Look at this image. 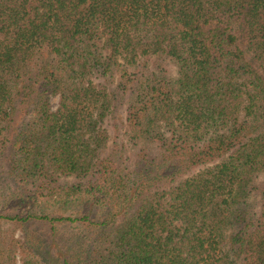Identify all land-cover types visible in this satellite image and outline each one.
Wrapping results in <instances>:
<instances>
[{"label": "trees", "instance_id": "trees-1", "mask_svg": "<svg viewBox=\"0 0 264 264\" xmlns=\"http://www.w3.org/2000/svg\"><path fill=\"white\" fill-rule=\"evenodd\" d=\"M115 72L134 162L107 151L115 96L91 80ZM0 165L36 190L0 202L25 234H0V264H264V0H0Z\"/></svg>", "mask_w": 264, "mask_h": 264}, {"label": "rangeland", "instance_id": "rangeland-1", "mask_svg": "<svg viewBox=\"0 0 264 264\" xmlns=\"http://www.w3.org/2000/svg\"><path fill=\"white\" fill-rule=\"evenodd\" d=\"M237 30V29H234ZM244 46V43L240 44ZM148 68L150 71L158 74L159 76H166L171 80H175L177 77V67L176 65L166 58H161L159 60H154L148 63ZM92 83L94 86L98 85L99 87H106L109 88L110 93H114L115 99H113L112 106L107 113L106 117L102 122L103 129L106 130L107 135V151L115 152L119 155L122 153L125 155V158H129L130 162L137 161V150L132 144L128 141V137L126 135V128H125V117H126V109L128 107L130 101V90L129 92L123 93L120 88V78L118 72L113 74V77H104L103 75L95 74L91 77ZM130 88V86H129ZM59 97L55 96L51 98V105L52 109L56 110L58 107ZM120 152V153H119ZM158 153L155 149L151 151V156H157ZM129 162V161H128ZM7 166L0 165V202L6 203L11 198V194L14 192L23 193L27 189L28 193L36 194V190L32 187V185H28V188H20L22 185L18 182L16 177L13 175L11 176L7 172ZM197 170V169H196ZM194 170L193 173L196 172ZM190 175H193L190 173ZM187 175H183L180 179L185 178ZM180 181V180H179ZM178 181V182H179ZM68 181H64V184L67 185ZM75 182V180H73ZM177 182V183H178ZM176 183H173L175 185ZM257 186L264 184V173L260 174L259 177L256 179ZM17 201V200H15ZM248 206L252 209V212H257L260 208V197L256 196V194H252L250 198H248ZM22 207H26V209L37 211H49L54 212L56 214L64 213L70 214L68 211L63 207L61 203L54 204L50 199H45L42 196H36L32 199H27L26 203ZM59 231L57 235L66 234L72 235L78 231L77 224H59L57 226ZM31 231V237L35 238V236H41L38 238H42L43 240H47L51 242L53 240L52 237V230L51 225L46 222H31L29 225ZM22 228L17 227L11 223H4L0 222V234L4 238H8L10 235H14V237L18 240H22L25 236ZM38 240V239H37ZM36 240V241H37ZM45 240V241H46ZM22 257L20 253H17V264H21Z\"/></svg>", "mask_w": 264, "mask_h": 264}]
</instances>
